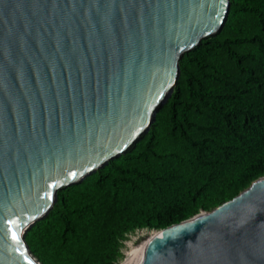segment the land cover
Instances as JSON below:
<instances>
[{
	"label": "water",
	"instance_id": "obj_1",
	"mask_svg": "<svg viewBox=\"0 0 264 264\" xmlns=\"http://www.w3.org/2000/svg\"><path fill=\"white\" fill-rule=\"evenodd\" d=\"M230 6L0 0V264H43L27 230L60 189L149 130L183 55L223 28ZM138 264H264V176L211 211L152 231Z\"/></svg>",
	"mask_w": 264,
	"mask_h": 264
},
{
	"label": "trees",
	"instance_id": "obj_2",
	"mask_svg": "<svg viewBox=\"0 0 264 264\" xmlns=\"http://www.w3.org/2000/svg\"><path fill=\"white\" fill-rule=\"evenodd\" d=\"M180 69L149 130L27 230L43 264H119L129 235L211 211L264 176V0H231Z\"/></svg>",
	"mask_w": 264,
	"mask_h": 264
},
{
	"label": "bare ground",
	"instance_id": "obj_3",
	"mask_svg": "<svg viewBox=\"0 0 264 264\" xmlns=\"http://www.w3.org/2000/svg\"><path fill=\"white\" fill-rule=\"evenodd\" d=\"M147 241H148V239L146 241L142 242L141 244H139L138 246H136L130 252L128 258L125 259L122 264H138L144 255L145 245H146Z\"/></svg>",
	"mask_w": 264,
	"mask_h": 264
},
{
	"label": "built area",
	"instance_id": "obj_4",
	"mask_svg": "<svg viewBox=\"0 0 264 264\" xmlns=\"http://www.w3.org/2000/svg\"><path fill=\"white\" fill-rule=\"evenodd\" d=\"M134 246V239L132 238V235H129L124 241H123V248H122V254L123 258L120 260L119 264H122V262L128 258L132 248ZM131 249V250H130Z\"/></svg>",
	"mask_w": 264,
	"mask_h": 264
},
{
	"label": "rangeland",
	"instance_id": "obj_5",
	"mask_svg": "<svg viewBox=\"0 0 264 264\" xmlns=\"http://www.w3.org/2000/svg\"><path fill=\"white\" fill-rule=\"evenodd\" d=\"M152 231H147V230H142L138 231L135 234H132V238L134 239V248L141 244L143 241L149 238L151 235ZM131 250V249H130Z\"/></svg>",
	"mask_w": 264,
	"mask_h": 264
},
{
	"label": "snow or ice",
	"instance_id": "obj_6",
	"mask_svg": "<svg viewBox=\"0 0 264 264\" xmlns=\"http://www.w3.org/2000/svg\"><path fill=\"white\" fill-rule=\"evenodd\" d=\"M70 175L74 176L75 173H70ZM8 223L11 224L12 221H9ZM12 238H13L14 240H15V239H18V237H17V235H16L15 232H12ZM25 258L27 259V257H25ZM29 264H31V261L29 262Z\"/></svg>",
	"mask_w": 264,
	"mask_h": 264
}]
</instances>
